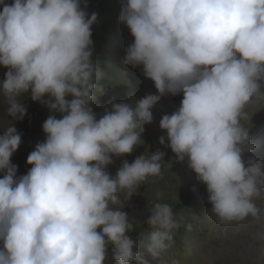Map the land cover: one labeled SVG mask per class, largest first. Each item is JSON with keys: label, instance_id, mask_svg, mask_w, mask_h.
I'll return each mask as SVG.
<instances>
[{"label": "clouds", "instance_id": "clouds-1", "mask_svg": "<svg viewBox=\"0 0 264 264\" xmlns=\"http://www.w3.org/2000/svg\"><path fill=\"white\" fill-rule=\"evenodd\" d=\"M80 4L13 0L0 11V65L8 68L0 91L8 115L24 118L19 97L29 91L33 101L64 114L44 122L46 140L18 181L10 158L21 137L14 126L0 135V264H105L109 244L116 264H148L144 252L158 258L176 227L171 207L154 206L146 220L154 230L138 244L118 193L130 197L158 175L164 153L125 160L115 176L105 169L112 156L133 152L165 93L182 91L183 100L159 126L177 161L187 157L207 186L211 212L221 223L258 218L253 198L264 194V161L250 158L246 166L243 153L255 146L240 121L264 87V0H127L119 20L134 43L124 62L142 65L159 95L134 106L114 103L100 119L90 107L94 91L105 93L91 62L97 14L86 18Z\"/></svg>", "mask_w": 264, "mask_h": 264}, {"label": "rangeland", "instance_id": "rangeland-1", "mask_svg": "<svg viewBox=\"0 0 264 264\" xmlns=\"http://www.w3.org/2000/svg\"><path fill=\"white\" fill-rule=\"evenodd\" d=\"M12 2L3 0L0 11L4 4L10 5ZM126 3L127 0H81L80 7L87 13L86 18L97 14V21L91 26V62L94 69L101 73L95 81L97 87L105 91L103 95L94 91L96 97L90 104L97 119L110 111L114 103L124 102L134 106L136 101L147 95H159L154 81L144 75L142 65L133 67L124 62L126 50L134 43L130 29L119 20ZM7 71L8 68L0 65V82ZM19 99L27 110L22 120L8 115V104L0 91V135L8 127L14 126L21 137L20 145L10 158V163L17 168L14 177L17 181L32 167L27 163V157L37 144L46 140L44 122L50 116L61 119L64 115L50 110L44 103L33 101L30 91L21 94ZM42 99L47 101L49 97ZM66 99L71 100L72 97ZM182 100V91L162 95L152 107V122L144 125L141 141L133 152L120 157L112 156L113 163L105 169L115 176L125 160L132 163L142 155L150 158L153 153H164L159 162L161 170L158 175L149 176L138 184L130 197L126 191L118 193L124 203L120 210L134 221L133 231L128 235L138 244L146 241L154 230L146 223L154 206L157 203L168 204L176 225L172 229V240L166 242L169 246L156 259L144 252L148 264H264V194L253 198V203L259 209L258 218L249 216L241 221L221 223L210 210L212 205L207 186L198 181L196 173L188 166V158L178 162L168 146L167 132L160 128V120L164 115L178 111ZM244 111L247 118H242L240 124L249 131L251 144L255 146L253 151L243 153L242 159L247 166L250 158L264 161V87L251 98ZM160 137H164V144L159 142ZM4 175L5 171H0V179ZM0 248H3L2 240ZM111 249L112 245L109 244L105 264H116L112 260ZM130 264L137 262L133 260Z\"/></svg>", "mask_w": 264, "mask_h": 264}]
</instances>
